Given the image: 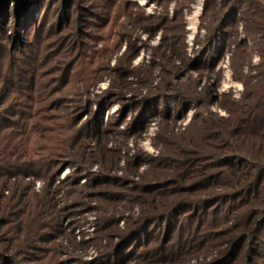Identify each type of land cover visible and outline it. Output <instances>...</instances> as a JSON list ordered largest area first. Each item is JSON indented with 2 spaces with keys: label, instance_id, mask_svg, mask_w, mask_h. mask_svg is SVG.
I'll return each instance as SVG.
<instances>
[{
  "label": "rangeland",
  "instance_id": "1",
  "mask_svg": "<svg viewBox=\"0 0 264 264\" xmlns=\"http://www.w3.org/2000/svg\"><path fill=\"white\" fill-rule=\"evenodd\" d=\"M258 45L264 0H0V264H264Z\"/></svg>",
  "mask_w": 264,
  "mask_h": 264
},
{
  "label": "trees",
  "instance_id": "2",
  "mask_svg": "<svg viewBox=\"0 0 264 264\" xmlns=\"http://www.w3.org/2000/svg\"><path fill=\"white\" fill-rule=\"evenodd\" d=\"M255 48H257L258 50H261V59H262V66H263V70H264V45H258L257 47H255ZM261 80H262V85L260 86V88H259V90H260V94L259 95H257V100H256V103H255V107L257 108V107H260V104L262 103V99L264 98V71L262 72V74H261ZM256 94H257V92H255V95H254V97L256 96ZM259 111L262 113V114H264V106L263 107H261L260 109H259ZM251 112H252V110H250V112H249V115H251ZM251 187H252V189H254V185H250Z\"/></svg>",
  "mask_w": 264,
  "mask_h": 264
},
{
  "label": "bare ground",
  "instance_id": "3",
  "mask_svg": "<svg viewBox=\"0 0 264 264\" xmlns=\"http://www.w3.org/2000/svg\"><path fill=\"white\" fill-rule=\"evenodd\" d=\"M65 174H66V173H65ZM65 174H64V175H65ZM64 175L62 174V176H64Z\"/></svg>",
  "mask_w": 264,
  "mask_h": 264
}]
</instances>
